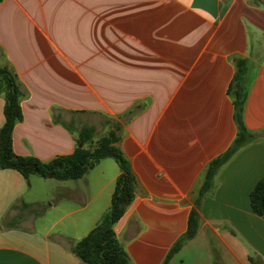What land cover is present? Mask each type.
<instances>
[{
    "label": "crops",
    "instance_id": "1",
    "mask_svg": "<svg viewBox=\"0 0 264 264\" xmlns=\"http://www.w3.org/2000/svg\"><path fill=\"white\" fill-rule=\"evenodd\" d=\"M240 58L249 59L243 122L260 137L219 169L197 234L168 264L264 262V215L250 203L264 179V1L0 2V64L26 91L16 154L45 162L71 154L82 125L96 127V141L107 119L138 108L119 143L136 194L114 226L131 264H163L210 162L237 137L229 86ZM4 105L0 95V128ZM74 115L80 125L70 130ZM119 174L111 157L74 180L27 181L0 168V264H81L71 248L109 210Z\"/></svg>",
    "mask_w": 264,
    "mask_h": 264
},
{
    "label": "trees",
    "instance_id": "2",
    "mask_svg": "<svg viewBox=\"0 0 264 264\" xmlns=\"http://www.w3.org/2000/svg\"><path fill=\"white\" fill-rule=\"evenodd\" d=\"M3 0H0L2 2ZM249 59L236 60V72L229 86V93L234 99V117L238 134L232 145L220 156L213 159L205 174V180L190 212L188 227L170 249L163 264H168L171 257L181 249L183 244L193 238L199 227V209L202 199L212 189L214 178L219 169L244 145L260 137L250 132L243 122V108L248 92ZM0 95L4 96V123L0 128V168L15 169L28 181L31 175L58 180L79 179L103 158H114L120 167L112 195L111 206L99 223L71 248L81 264H131L130 258L114 230L115 224L126 212L136 194L137 181L129 160L121 150L124 124L135 114L134 108L118 119H107L111 124L107 134L95 141L96 127L82 125L78 130L76 148L68 155L57 156L50 161H42L29 155H18L13 150V130L16 123L23 120L21 100L26 96L22 84L14 69L9 64H0ZM65 126L73 130L72 125ZM250 203L254 212L264 215V179H261L250 194ZM252 264H264L262 259L250 257Z\"/></svg>",
    "mask_w": 264,
    "mask_h": 264
},
{
    "label": "rangeland",
    "instance_id": "3",
    "mask_svg": "<svg viewBox=\"0 0 264 264\" xmlns=\"http://www.w3.org/2000/svg\"><path fill=\"white\" fill-rule=\"evenodd\" d=\"M264 1V0H263ZM66 116V118L68 119L69 118V116L68 115H65ZM80 115L79 116H77V115H74L73 116V121H74V123L72 124V126L73 127H79V125H80V123H79V119H80ZM98 134L100 135V131H99V133H97V136H98ZM101 137V136H100ZM45 207V206H44Z\"/></svg>",
    "mask_w": 264,
    "mask_h": 264
}]
</instances>
